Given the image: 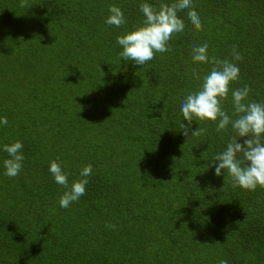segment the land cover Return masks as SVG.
Returning a JSON list of instances; mask_svg holds the SVG:
<instances>
[{
    "label": "trees",
    "instance_id": "trees-1",
    "mask_svg": "<svg viewBox=\"0 0 264 264\" xmlns=\"http://www.w3.org/2000/svg\"><path fill=\"white\" fill-rule=\"evenodd\" d=\"M23 2L0 0V264H264V189L215 175L231 124L194 119L193 130L206 129L199 137L180 128L185 96L215 67L193 62L194 45L240 69L222 101L229 116L234 89H251L244 103L264 102V0H192L202 30L189 9L178 12L184 31L143 66L118 58L116 38L143 23L142 3L175 0ZM110 5L126 24L105 23ZM17 140L25 159L9 178L3 146ZM53 160L69 184L92 165L67 209Z\"/></svg>",
    "mask_w": 264,
    "mask_h": 264
},
{
    "label": "clouds",
    "instance_id": "clouds-1",
    "mask_svg": "<svg viewBox=\"0 0 264 264\" xmlns=\"http://www.w3.org/2000/svg\"><path fill=\"white\" fill-rule=\"evenodd\" d=\"M25 6L22 0L20 5ZM189 9L188 18L197 30H202V22L198 13L194 10L192 0H175L171 5L161 4L154 8L148 3L140 5V11L144 16L143 23L133 30L119 35L116 42L122 51L118 58L132 61L136 65L143 66L155 59L156 53H164L170 50L169 41L174 34L184 31V21L178 16V12ZM109 15L105 23L115 27L126 24V18L122 9L116 5L109 6ZM237 45L232 47V56L235 60H242V55L237 51ZM192 60L198 63L215 64L210 73L203 77L200 89L187 94L180 105L184 121L180 128L185 137H199L206 129H192L194 119L205 121H219L217 131L226 130L231 124L235 135L230 138L226 149L218 153L214 159L215 175L225 173L232 178V186L248 191H255L257 187L264 189V102L244 101L249 96L251 89L245 85L243 88L232 90V103L234 107L233 119L223 110L222 101L226 100L230 91V84L239 79L240 69L231 61L218 60L215 57L209 60L208 44L194 45L192 48ZM193 76L199 80V74L193 70ZM0 124L7 125L6 117H0ZM246 137L242 143L238 138ZM23 144L17 140L11 144H5L3 151L8 154L3 161L5 175L9 178L18 177L25 159L22 154ZM49 172L55 182L65 191L59 198V206L67 209L71 203L78 202L86 193L88 177L92 174V165L88 164L80 171V179L69 184V173L64 172L61 163L53 160L49 164ZM109 228L115 229V224H109ZM218 264H228L221 259Z\"/></svg>",
    "mask_w": 264,
    "mask_h": 264
}]
</instances>
